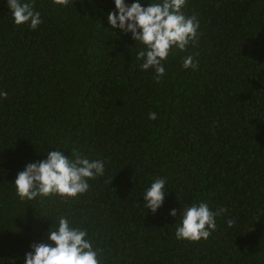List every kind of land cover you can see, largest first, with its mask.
I'll list each match as a JSON object with an SVG mask.
<instances>
[{
	"label": "trees",
	"instance_id": "16d2710c",
	"mask_svg": "<svg viewBox=\"0 0 264 264\" xmlns=\"http://www.w3.org/2000/svg\"><path fill=\"white\" fill-rule=\"evenodd\" d=\"M32 3L34 30L0 0V256L23 264L51 222L39 207L86 229L100 264H264V0H186L198 39L169 52L158 82L107 29L112 0ZM53 147L101 159L104 174L75 198L25 206L15 173ZM155 177L169 190L151 213L140 195ZM197 201L226 212L207 239L177 240L168 210Z\"/></svg>",
	"mask_w": 264,
	"mask_h": 264
},
{
	"label": "clouds",
	"instance_id": "9594fccd",
	"mask_svg": "<svg viewBox=\"0 0 264 264\" xmlns=\"http://www.w3.org/2000/svg\"><path fill=\"white\" fill-rule=\"evenodd\" d=\"M54 5L64 8L68 0H52ZM186 0H112L113 8L105 15L109 26L127 35L138 46L136 58L141 61V70L152 69L153 79L159 81L164 74L163 61L175 48L183 51L191 42L198 39L199 22L195 16H186L182 9ZM15 25H27L36 29L41 24L39 11L33 7L32 0H6ZM110 31V30H109ZM117 31H110L117 36ZM132 46V47H133ZM181 67L196 68L192 55L182 58ZM6 92L0 90V98ZM155 112L148 113V119L154 120ZM62 148L53 147L42 153V158L25 162L21 170L16 171L11 184L19 201L31 205L35 201L42 204L53 196L61 200L75 198L88 191V180L104 174V162L80 155L76 149L65 155ZM163 177L153 178L144 188L140 197L145 210L156 213L162 207L168 193ZM37 215L51 222L44 228L38 240L28 244L23 254V264H100L98 248L93 246L86 229L78 227L64 214L53 217L42 214L43 209L36 208ZM224 207L210 209L208 203L197 201L181 208H170L169 217L180 220L175 226L174 237L177 240L199 241L207 239L216 228V218L224 214ZM228 225L233 220H226ZM17 258L0 256V264H16Z\"/></svg>",
	"mask_w": 264,
	"mask_h": 264
}]
</instances>
